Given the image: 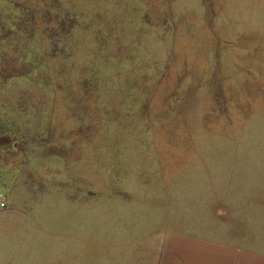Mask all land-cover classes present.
<instances>
[{
	"label": "rangeland",
	"instance_id": "obj_1",
	"mask_svg": "<svg viewBox=\"0 0 264 264\" xmlns=\"http://www.w3.org/2000/svg\"><path fill=\"white\" fill-rule=\"evenodd\" d=\"M0 264H264V0H0Z\"/></svg>",
	"mask_w": 264,
	"mask_h": 264
},
{
	"label": "built area",
	"instance_id": "obj_2",
	"mask_svg": "<svg viewBox=\"0 0 264 264\" xmlns=\"http://www.w3.org/2000/svg\"><path fill=\"white\" fill-rule=\"evenodd\" d=\"M1 204V203H0Z\"/></svg>",
	"mask_w": 264,
	"mask_h": 264
}]
</instances>
